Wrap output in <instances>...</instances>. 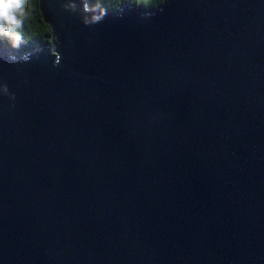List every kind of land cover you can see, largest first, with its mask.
Masks as SVG:
<instances>
[{"label": "water", "instance_id": "water-1", "mask_svg": "<svg viewBox=\"0 0 264 264\" xmlns=\"http://www.w3.org/2000/svg\"><path fill=\"white\" fill-rule=\"evenodd\" d=\"M85 1L0 44V264H264V0Z\"/></svg>", "mask_w": 264, "mask_h": 264}, {"label": "trees", "instance_id": "trees-1", "mask_svg": "<svg viewBox=\"0 0 264 264\" xmlns=\"http://www.w3.org/2000/svg\"><path fill=\"white\" fill-rule=\"evenodd\" d=\"M95 8L117 10L125 3L156 5L161 0H87ZM50 27L43 20L39 0H0V44L20 53L48 44Z\"/></svg>", "mask_w": 264, "mask_h": 264}, {"label": "bare ground", "instance_id": "bare-ground-1", "mask_svg": "<svg viewBox=\"0 0 264 264\" xmlns=\"http://www.w3.org/2000/svg\"><path fill=\"white\" fill-rule=\"evenodd\" d=\"M85 7H86V9H88V10L91 9V7L87 5L86 1H85ZM48 49H51V48H48Z\"/></svg>", "mask_w": 264, "mask_h": 264}, {"label": "rangeland", "instance_id": "rangeland-1", "mask_svg": "<svg viewBox=\"0 0 264 264\" xmlns=\"http://www.w3.org/2000/svg\"><path fill=\"white\" fill-rule=\"evenodd\" d=\"M87 5H88V6H91V5H89L88 3H87Z\"/></svg>", "mask_w": 264, "mask_h": 264}]
</instances>
